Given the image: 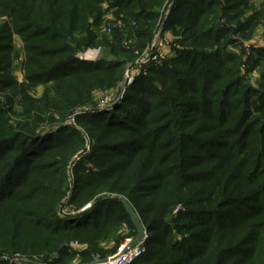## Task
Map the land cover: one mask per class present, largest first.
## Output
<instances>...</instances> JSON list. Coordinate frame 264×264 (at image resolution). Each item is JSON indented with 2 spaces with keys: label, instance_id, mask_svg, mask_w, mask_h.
Instances as JSON below:
<instances>
[{
  "label": "trees",
  "instance_id": "obj_1",
  "mask_svg": "<svg viewBox=\"0 0 264 264\" xmlns=\"http://www.w3.org/2000/svg\"><path fill=\"white\" fill-rule=\"evenodd\" d=\"M165 1L0 0V253L57 252L50 264H60L70 238L92 243V233L122 223L134 232L125 198L147 229L133 264H264V72L257 89L242 74L264 48L246 60L227 49L264 22V0H171L162 24L178 36L175 55L147 66L112 111L76 115L88 140L64 124L94 89L116 84ZM109 9L122 25L98 40L93 28ZM14 33L23 81L12 75ZM86 45L108 48L113 60L81 61ZM69 187L66 204L77 208L85 193L111 196L59 216Z\"/></svg>",
  "mask_w": 264,
  "mask_h": 264
},
{
  "label": "rangeland",
  "instance_id": "obj_2",
  "mask_svg": "<svg viewBox=\"0 0 264 264\" xmlns=\"http://www.w3.org/2000/svg\"><path fill=\"white\" fill-rule=\"evenodd\" d=\"M254 3L258 4L259 2L255 1ZM170 5H171V0H166L165 3L162 5L158 18L157 28L154 30L150 38L147 40L146 45L142 51H139L132 47V45L135 44V41H131V40L123 41V46L125 48L131 47L134 49L135 58L131 61L126 62L122 75L119 78V80L116 82V84L113 87L107 89H98V88L94 89L91 92V98L89 99V102L85 105L77 106L71 109L67 114L64 124L72 126L88 140L85 130L81 126H79L74 120V117L76 115L84 114L87 113L88 111L91 112L92 114L103 111L105 112L109 110L112 111L113 105H115V103L120 101L125 94L126 89H124L125 86L124 73L126 69L133 66L138 61V59L141 57L142 54L149 52L155 40L166 39L167 42H169L168 45L164 46L165 49L168 50V52L167 50L165 51L166 52L165 54H167L166 58L162 62H160L159 65L165 63L167 60L173 57V55H175L174 52L172 51L173 50L172 46L175 45L174 41L176 38H178V36H176L171 30H163V24H162L163 19H165L166 11L170 9ZM103 8L105 10L108 8L107 3L105 2L103 3ZM3 20H5V17H0V22ZM221 21L223 22L224 20ZM235 24L236 22H232L229 23L228 25L234 26ZM121 25H122L121 20L115 19L114 10L109 9L103 14L101 18V23L97 27H94L93 30L97 36V39L102 40L103 36H107L111 34V28ZM132 25H134L133 22ZM11 37L14 48V52L12 53V57H13L12 67H14V69L12 70V75H14L18 81H23L25 75L21 63L24 60L23 42L18 34L14 33L11 35ZM235 38L237 39V44L228 46L227 49L232 53L241 54L242 59L246 60L247 57L251 54L253 49L264 48V22L258 23L253 28V31L251 32L249 37L243 38V35L236 34ZM87 54H94L93 59H85L84 56ZM75 56L78 57L81 61H89V62H97V61L110 62L113 60V56L110 55L109 49L101 45H97L93 47L86 45L83 48L77 50ZM144 71L145 72L140 74L139 76L146 75L147 67L144 68ZM263 72H264V59H260V63L257 65V67H255L250 72H247L246 69H242V74L244 77L243 80L244 85H248L249 87L255 89L259 88L261 86V79ZM44 88H45L44 84H38L32 91H30V93L34 97L38 98L42 95ZM14 107L19 109L18 105H15ZM88 150H89V145H85L83 149L80 150L70 161L69 167L67 169V176L69 182L72 181L71 165L77 159H79V157L86 154ZM70 190L71 188L69 189L67 196L61 202V205L58 207L57 212L59 216L76 214L78 212L84 211L86 209H89L97 199L111 196L110 193L102 192L97 194L92 199L90 198L89 193H85V195L82 197L83 199L79 203V207L77 208V206L75 205L66 204V201L70 194ZM180 208H181L180 206L175 207V209L173 210V214H176ZM108 231L109 232L105 234H103V232L101 231L98 233H92L93 238L94 239L97 238V241L95 240L96 242L93 241L92 243L88 241L81 242L80 240H77L75 238H70L68 242V249L71 252L69 256L62 259L60 264H89L95 259L98 258L100 259V256L113 255L118 252L121 246L124 245L128 239L131 238L130 235L133 232V230L131 231V229L128 227L126 223H122L116 229L111 228ZM134 232L136 233V229ZM175 237L180 238V236L177 234L175 235ZM91 247H94V249H92ZM55 259H58L57 252L43 251L37 253H29V252L0 253V260L8 264H50Z\"/></svg>",
  "mask_w": 264,
  "mask_h": 264
},
{
  "label": "built area",
  "instance_id": "obj_3",
  "mask_svg": "<svg viewBox=\"0 0 264 264\" xmlns=\"http://www.w3.org/2000/svg\"><path fill=\"white\" fill-rule=\"evenodd\" d=\"M168 12H169V9L165 13V18ZM168 44L169 42H167L166 39L155 40L149 52L142 54L141 57L138 59V61L133 66L126 69L124 73V78H125L124 89H126L129 86V84H131L137 76L144 73L145 72L144 68H146L148 65L159 64L166 58L167 54H165L166 52L164 51L163 47ZM146 238H144L138 244L130 248H127L126 251L121 252V249L127 243L126 242L124 245L121 246V248L118 250L117 253L105 257L106 258L105 260L103 258L95 259L96 261L94 264H133L139 257H141L145 253Z\"/></svg>",
  "mask_w": 264,
  "mask_h": 264
},
{
  "label": "water",
  "instance_id": "obj_4",
  "mask_svg": "<svg viewBox=\"0 0 264 264\" xmlns=\"http://www.w3.org/2000/svg\"><path fill=\"white\" fill-rule=\"evenodd\" d=\"M121 202H122L123 206L125 207L128 215L130 216V220L136 229V233L127 241V243L121 249V252H124V251H126L127 248H130V247L138 244L144 238H146L147 237V229L142 224L139 215L137 214L135 209L132 207V205L129 203V201L125 198H122ZM103 259L105 260L106 258H103ZM95 261L96 260H93L89 264H94Z\"/></svg>",
  "mask_w": 264,
  "mask_h": 264
},
{
  "label": "bare ground",
  "instance_id": "obj_5",
  "mask_svg": "<svg viewBox=\"0 0 264 264\" xmlns=\"http://www.w3.org/2000/svg\"><path fill=\"white\" fill-rule=\"evenodd\" d=\"M94 54H87L84 56L85 59H93Z\"/></svg>",
  "mask_w": 264,
  "mask_h": 264
},
{
  "label": "crops",
  "instance_id": "obj_6",
  "mask_svg": "<svg viewBox=\"0 0 264 264\" xmlns=\"http://www.w3.org/2000/svg\"><path fill=\"white\" fill-rule=\"evenodd\" d=\"M167 49H165V47H164V51H166ZM167 52H168V50H167Z\"/></svg>",
  "mask_w": 264,
  "mask_h": 264
}]
</instances>
